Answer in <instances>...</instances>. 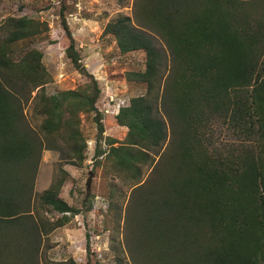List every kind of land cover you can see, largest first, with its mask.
<instances>
[{
	"label": "trees",
	"instance_id": "1",
	"mask_svg": "<svg viewBox=\"0 0 264 264\" xmlns=\"http://www.w3.org/2000/svg\"><path fill=\"white\" fill-rule=\"evenodd\" d=\"M246 6L243 0H136L134 22L118 16L104 28L119 57L139 51L145 55L144 71L127 74V81L144 85L145 93L131 98L115 116L117 125L127 128L124 142L114 146L117 142L107 139L105 151L95 149V157L103 156L118 178L126 176L132 187L140 184L133 191V264H264V1L255 13H246ZM39 26L24 16L8 18L3 25L0 217L28 212L25 192L32 190L30 179L42 151L26 125L23 99L38 89L35 111L48 150L73 166H81L86 148L80 115L93 113L100 138L103 133L96 108L98 83L81 64L65 23L66 57L89 79L83 87L47 95L50 77L41 53L33 50L16 58L12 46L38 35ZM154 35L168 49V74L163 73L166 55L156 47ZM159 107L171 131L168 144ZM212 119L255 138V147L236 157L214 155L205 133ZM21 167L30 172L29 182L16 175ZM11 179L18 188L11 189ZM61 186L43 192L39 206L68 221L80 212L60 197ZM110 203L111 209L118 208L114 194ZM86 245L90 257L88 241ZM115 264L127 263L118 255Z\"/></svg>",
	"mask_w": 264,
	"mask_h": 264
},
{
	"label": "rangeland",
	"instance_id": "2",
	"mask_svg": "<svg viewBox=\"0 0 264 264\" xmlns=\"http://www.w3.org/2000/svg\"><path fill=\"white\" fill-rule=\"evenodd\" d=\"M135 2L136 0H128L123 4L116 0H0V43L7 34L3 25L8 18L24 16L40 25L38 35L14 44L12 51L16 58L33 50L41 53V64L50 77V81L44 87L47 95L77 90L89 82V79L76 70L66 57L69 41L63 30V23L71 32L81 64L97 81L100 89L96 108L101 115L99 122L103 127V133L100 138L93 113L80 115L79 130L86 147L81 166H73L69 161L62 160L59 152L48 150L49 143L40 129L42 118L35 111L34 100L38 89L29 95V99L22 100L26 125L35 133V138L40 142L42 149L38 155L37 171L35 175H30V180L33 181L31 192L34 196H30L28 204L33 198L32 205L38 207L39 198L45 192L40 187L38 189L41 192L35 191L38 174L47 178L48 189L56 183L62 185L60 190L65 189L63 200L71 203V206L80 213L75 219L72 218L68 225V229L75 234L72 242L63 239L61 247L64 249L68 246L73 247L78 264H87L88 260L91 264H115L118 255L127 264H133L129 241L136 226L134 218L137 217L135 211L133 212L136 203L133 191L140 184L132 187L126 176L121 175V178H118L113 169L105 166L103 156L95 157V149L100 146L105 151L108 148L107 139L115 140L117 143L114 146L124 142L127 128L117 125L115 116L120 110L111 108L117 105L126 106L131 98L145 93L144 85L127 81L128 72L144 71V53L139 51L119 57L113 38L103 34L110 19L128 16L134 22ZM243 2L248 4L244 9L248 14L255 13V8L258 11L261 9L258 7L261 0ZM70 15L75 16L71 18ZM154 41L156 47L166 55L167 68L163 73L168 74V67L171 66L168 49L159 36L154 35ZM108 95L114 98L113 102L108 103ZM158 117L166 122L168 144L171 140V131L160 107ZM205 133L207 149L222 159L232 155L234 157L243 155L246 149L255 147V138L241 133L232 124L220 119H212ZM59 143L64 144L62 141ZM155 159L158 161L159 156ZM29 166L28 164L25 168H30ZM21 169L22 167L15 170L17 176L23 172ZM27 173L30 174L28 170ZM90 175L92 178L89 191H86V182ZM15 182L16 179L8 180L9 185L13 186L11 189L18 188ZM27 194L26 191L25 195ZM111 194L116 196L118 202L116 210L111 209ZM29 209L30 207L27 210ZM39 213L43 214L42 211ZM86 241L90 257L87 256Z\"/></svg>",
	"mask_w": 264,
	"mask_h": 264
},
{
	"label": "crops",
	"instance_id": "3",
	"mask_svg": "<svg viewBox=\"0 0 264 264\" xmlns=\"http://www.w3.org/2000/svg\"><path fill=\"white\" fill-rule=\"evenodd\" d=\"M19 174L29 182L27 171ZM38 187L43 191L49 187L47 178L42 177V174H38L35 180V191L41 192ZM64 191V188L60 190L62 199ZM28 196L33 197L34 194L30 192L26 195ZM32 200L26 214L0 217V264H78L77 257L73 254V247L68 246L66 249L61 247L63 239L71 243L75 235L68 229L72 218L61 221L62 216H57L59 213L47 207L42 208L39 204L35 207L32 205ZM65 202L71 206L67 200ZM26 203L28 206V199ZM40 211L43 214L39 213ZM65 216L70 215L66 213ZM73 218L75 219V216Z\"/></svg>",
	"mask_w": 264,
	"mask_h": 264
},
{
	"label": "built area",
	"instance_id": "4",
	"mask_svg": "<svg viewBox=\"0 0 264 264\" xmlns=\"http://www.w3.org/2000/svg\"><path fill=\"white\" fill-rule=\"evenodd\" d=\"M75 15H70V17L71 18H73ZM108 98V103H111V102H113V99H112V97H111V95H108L107 96ZM123 106V105H122ZM122 106H119V105H117V106H113L111 109H117V110H119ZM107 109V108H106Z\"/></svg>",
	"mask_w": 264,
	"mask_h": 264
},
{
	"label": "water",
	"instance_id": "5",
	"mask_svg": "<svg viewBox=\"0 0 264 264\" xmlns=\"http://www.w3.org/2000/svg\"><path fill=\"white\" fill-rule=\"evenodd\" d=\"M92 175H90L86 182V191H89L90 181H91Z\"/></svg>",
	"mask_w": 264,
	"mask_h": 264
}]
</instances>
